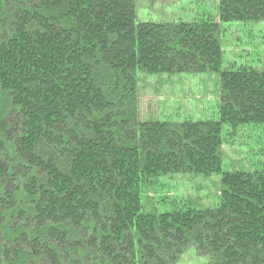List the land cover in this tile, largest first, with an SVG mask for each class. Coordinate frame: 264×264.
Listing matches in <instances>:
<instances>
[{"label": "trees", "instance_id": "obj_1", "mask_svg": "<svg viewBox=\"0 0 264 264\" xmlns=\"http://www.w3.org/2000/svg\"><path fill=\"white\" fill-rule=\"evenodd\" d=\"M137 7L0 0V264H264V166L222 170L226 139L264 126V68L221 44L223 25L264 23V0ZM183 72L218 76V119H141V76ZM175 174H220L216 203L152 192Z\"/></svg>", "mask_w": 264, "mask_h": 264}, {"label": "rangeland", "instance_id": "obj_2", "mask_svg": "<svg viewBox=\"0 0 264 264\" xmlns=\"http://www.w3.org/2000/svg\"><path fill=\"white\" fill-rule=\"evenodd\" d=\"M216 8L217 0H138L136 14L138 20H189L198 14L214 13ZM221 44L225 64L264 68V23L223 25ZM218 82L215 73L207 72L143 75L139 86L140 118L218 119ZM228 129L229 126L223 124V136ZM222 149V170L264 166V126L260 129L241 128L232 140L226 139ZM219 178L220 174L208 177L175 174L160 179V186L152 192L156 196L168 195L169 200L183 198L197 208L212 206L217 201ZM196 255L189 250L178 264H204Z\"/></svg>", "mask_w": 264, "mask_h": 264}]
</instances>
